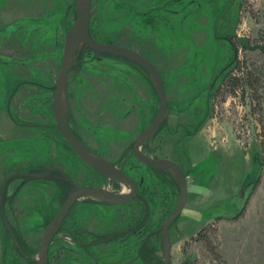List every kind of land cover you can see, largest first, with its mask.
I'll use <instances>...</instances> for the list:
<instances>
[{
	"label": "rangeland",
	"instance_id": "obj_1",
	"mask_svg": "<svg viewBox=\"0 0 264 264\" xmlns=\"http://www.w3.org/2000/svg\"><path fill=\"white\" fill-rule=\"evenodd\" d=\"M177 1L93 0L90 32L101 43L143 54L164 78L169 117L144 153L169 158L187 175L188 202L170 232L174 264H264V0ZM76 16L77 0H0V185L13 173L61 168L79 185L113 190L70 147L53 114ZM234 76L243 78L235 93ZM68 96L72 128L98 157L144 184L151 228L160 225L176 208L180 188L172 172L158 177L133 153L160 105L150 75L120 57L86 51L71 72ZM4 193L0 264H36L64 189L16 177ZM145 214L139 200L115 208L77 203L50 246L51 264H97L91 254L100 247L84 250L68 235L75 222L90 242ZM152 240L157 259L146 250L138 259L136 247L107 264H161V238Z\"/></svg>",
	"mask_w": 264,
	"mask_h": 264
},
{
	"label": "water",
	"instance_id": "obj_2",
	"mask_svg": "<svg viewBox=\"0 0 264 264\" xmlns=\"http://www.w3.org/2000/svg\"><path fill=\"white\" fill-rule=\"evenodd\" d=\"M93 0H77V16L76 20L66 33L63 60L61 63L59 76L55 86V94L53 98V114L59 131L65 137L67 142L80 155L81 159L90 167L100 172L111 182H118L131 186V195L124 196L115 194L107 189L95 187H77L71 178L63 169L53 168L44 169L41 172H18L6 177L0 185V211L4 199V191L8 184L16 177H23L27 180L48 179L53 172H59L63 175L64 180L68 181L72 188L68 199L65 201L62 210L46 227L40 245H39V264H49V247L53 236L62 225L64 219L68 216L71 208L76 200L88 196L97 200H102L110 205L123 204L134 200L138 196L139 186L135 179L125 174L111 162L101 159L84 144V142L72 131L70 127V119L73 114L69 103V81L73 68L78 64V56L81 52L90 49L91 51L101 55H113L120 57L129 62H133L148 73L154 83V87L159 95V109L153 122L145 129V131L134 142V153L136 157L145 165L154 169L169 170L177 180L180 188V199L175 210L168 216L162 228L163 241L165 250V263L173 264L172 259V241L169 229L173 222L177 220L183 213L189 198V187L187 175L184 169L177 163L169 159H157L143 153V145L154 140L158 135L162 126L166 123L170 106L166 90L164 78L155 66V64L143 54L130 49L129 47L117 44H107L95 41L90 32L92 15L96 16V7H92ZM192 169V166L189 167ZM6 226L14 236V231L10 223L7 221Z\"/></svg>",
	"mask_w": 264,
	"mask_h": 264
},
{
	"label": "flooded vegetation",
	"instance_id": "obj_3",
	"mask_svg": "<svg viewBox=\"0 0 264 264\" xmlns=\"http://www.w3.org/2000/svg\"><path fill=\"white\" fill-rule=\"evenodd\" d=\"M180 2H182V0L177 1V3H180ZM108 44H111V43H108ZM86 51H91V50L88 49ZM86 51H83V53L86 52ZM78 58H79V56H78ZM131 63H133V62H131ZM135 65H137V64H135ZM77 66H78V64L73 69H75ZM72 118H73V114H72L71 119H70V127H71L72 131L82 140V138L79 136V134L71 126V120H72ZM84 144L93 153V151L91 150V148L85 142H84ZM134 144L135 143H133V153H134ZM70 147L73 149V147L71 145H70ZM142 150H143V153H144V150H146V151L148 150L147 143L143 145ZM144 154H146V155H148L150 157H153L150 154H147V153H144ZM157 159H169V158H157ZM112 164L115 165L117 168H119L121 171H123L125 174H127L128 176L132 177L133 179H135L137 181L138 186H139L138 196L134 200H132V201H128L126 203L117 204V205H110L107 202H104L102 200H97V199H94V198H91V197H88V196L82 197V198L76 200V202L73 205V207L71 208L68 216L64 219V221H63L62 225L59 227V229H61L63 227L65 221L70 217V215H71L74 207L77 205V203L83 202L84 204H91V205H96V206H100V207L115 208V207H121V206L129 205V204H131V202H133L135 200H139V201H141L143 203V207L145 209V213H146L145 215H146V217H144V218L141 217L139 219L141 221L138 224H136V225H132L131 226V224L128 223L127 228H123V229H121L119 231H115V232H112V233H108V234L103 235L101 237L95 236L93 239H89V240H91L90 242H87L86 241L87 237H84V234L82 233L80 227L77 228V224H79V223L75 222L73 224V227L76 229V232H70V233H68V235L71 238H73V240H75L77 243H80L79 246L81 248H83L84 250H87V249L92 248V247H100L99 253L92 252L93 254H91V257H94V259L96 260L97 264H99V263L107 264L108 262L113 263V261H119V259H123L125 257H129V256H131L132 253H134V250L136 249V247L138 248V251H139V253H138V259H144V258L147 257L143 253L144 250H146V252L148 253V255H149L148 257L151 256L152 259L153 258L157 259L158 257H155V256H156V253L159 251V249L157 247V243L153 242L152 238L153 237H156L158 239V237L160 236L161 241H162V250H161V253H162L163 256L159 260H160V263L161 264H166L165 263L164 241H163V230L162 231H159V229L162 228V226L165 223L166 219L168 218V216L173 211L171 213H168L166 215L165 220L162 221V223L160 225L158 224L154 228H151V224H152V221H151L152 209H151L150 201L146 197V191L144 189L146 187H143L144 184L142 182L139 183V181L136 178H134L127 170H124L123 168H121V166L119 164H114V163H112ZM147 167L150 168V170H152V172H155L158 175V177L159 176H162V175H167V176H171L172 175L169 170L154 169L151 166H147ZM65 172L68 175H70L67 171H65ZM96 172L100 176H102L105 180L109 181L100 172H98V171H96ZM71 178L73 179V181H74V183H75V185L77 187L103 188V189H107V190H109V191H111V192H113L115 194L124 195V196H128V195L130 196L131 195V186L130 185H124V184H121V183H118V182H111V181H109L110 184H111V186L113 187V190H112L109 187H105L104 185H90V184H88V185H79L77 182H75V180H74V178L72 176H71ZM47 180L48 181H54L56 183H64L67 186L68 189L65 190L63 188L64 189L63 196L65 195V200H64V203H65V201L68 199V196H69L70 191H71V188H72L71 184L68 181L64 180L63 175L61 173H59V172H53L48 177ZM64 203H63V205H64ZM167 212H168V209L165 210V211H163L162 212L163 213V216H165V214ZM145 215H143V216H145ZM1 217L3 219V216H1ZM177 220H175V221H177ZM175 221L173 222V224L175 223ZM173 224L171 225V227L169 229L170 237H171V233L170 232H171V228H172ZM123 225H125V224H123ZM59 229L55 233V235L53 236L52 241L50 243V246H51L52 242L54 241V237L59 233ZM84 233H85V231H84ZM171 241H172V238H171ZM111 242L112 243L117 242L118 244H120L119 245L120 247L117 245L118 246L117 248H115L116 246H114L113 249H107L105 246L107 244L111 243ZM39 245H40V243H39ZM172 249H173V242H172ZM120 250L121 251H124V253H122L119 257L114 258L116 256L115 254H117V252L119 253ZM49 252H50V247H49ZM22 254H23V256H25L24 253H22ZM38 255H39V252H38ZM109 259H110V261H109ZM172 259H173V257H172ZM134 261H135V259H132V262H134ZM128 262H130V264H131V260L128 261ZM145 262H147V261H145ZM36 264H39V262L37 261ZM49 264H51V262H50V255H49ZM173 264H174V261H173Z\"/></svg>",
	"mask_w": 264,
	"mask_h": 264
},
{
	"label": "trees",
	"instance_id": "obj_4",
	"mask_svg": "<svg viewBox=\"0 0 264 264\" xmlns=\"http://www.w3.org/2000/svg\"><path fill=\"white\" fill-rule=\"evenodd\" d=\"M94 15V14H93ZM91 36H92V30H91ZM92 38L95 40V41H97V42H101L100 40H98L96 37H94V36H92ZM102 43H103V41H102ZM111 44H113V43H111ZM82 54H83V52H81L80 53V55H79V58L82 56ZM245 76V78L247 79V78H250V80H251V78L252 77H250V74H249V76H248V74H246V75H244ZM242 79L243 78H241V77H236V76H234V77H231L230 78V80H229V85L230 86H233V93H235V89L237 88V87H240V82L242 81ZM55 88V87H54ZM166 126V123L162 126V128H164ZM262 141H261V146H262V153L264 154V129H263V132H262ZM263 159H264V156L262 157ZM263 159H262V162H263ZM60 186H62V188H64L65 190L66 189H68L67 188V186L64 184V183H58ZM2 215V214H1ZM3 216V215H2ZM14 232H15V228H14Z\"/></svg>",
	"mask_w": 264,
	"mask_h": 264
}]
</instances>
